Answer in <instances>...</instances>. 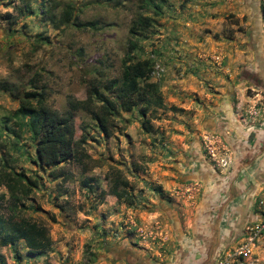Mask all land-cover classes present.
Instances as JSON below:
<instances>
[{"label":"rangeland","instance_id":"374dc122","mask_svg":"<svg viewBox=\"0 0 264 264\" xmlns=\"http://www.w3.org/2000/svg\"><path fill=\"white\" fill-rule=\"evenodd\" d=\"M260 6L264 30V0ZM217 7L211 0H0V169L37 182L14 210L50 238L31 253L23 238L5 242L0 226V264H264V232L247 256L237 252L246 233L202 255L187 243L199 195L209 190L203 170L219 180L231 163L226 135L211 131L207 118L225 109L235 86L258 95L243 80L256 19ZM129 51L150 60L140 84L155 82L158 92L148 105L132 97L136 104L126 109L120 82ZM1 84L14 93L43 90L46 105L72 113L67 159L37 161L27 125L19 129L12 116L18 101ZM235 111L243 121L250 114ZM11 205L0 185V222Z\"/></svg>","mask_w":264,"mask_h":264},{"label":"crops","instance_id":"0c3cea01","mask_svg":"<svg viewBox=\"0 0 264 264\" xmlns=\"http://www.w3.org/2000/svg\"><path fill=\"white\" fill-rule=\"evenodd\" d=\"M211 1L216 9H220L217 6H226L227 9L234 8L242 14L252 12L250 15L255 17L254 23L258 30L250 38V43L254 42L255 47H247L245 58L248 66L245 67L243 80L246 84L244 88L256 89L258 95L240 93V87L235 86V93L232 95L234 97L224 103L225 109L217 106L215 114L207 118L211 131L226 135L231 163L225 169L226 175L219 180L211 179L215 174L203 170L202 176L206 180L204 183L209 185V190L199 195L202 204L198 225L193 227V238L187 241L190 249L193 246L200 255L208 247L217 251L243 239L246 225L257 218V200L264 199V30L260 15L262 0ZM257 98L261 104L258 108L253 103ZM237 107L249 111L250 114L245 115L244 121L237 116ZM217 182L222 189L220 191ZM199 261V258L185 259L184 263L198 264ZM205 264H209L208 261Z\"/></svg>","mask_w":264,"mask_h":264},{"label":"trees","instance_id":"16d2710c","mask_svg":"<svg viewBox=\"0 0 264 264\" xmlns=\"http://www.w3.org/2000/svg\"><path fill=\"white\" fill-rule=\"evenodd\" d=\"M67 14L69 15L71 12L68 11ZM63 21L67 22L68 18ZM135 32L138 33L137 31ZM129 47L130 50L133 49L135 43L129 42ZM151 72L152 63L149 59H135L133 55H130V51L128 52L123 62L120 82V93L123 97L121 103L126 109H131L136 104L132 97L143 101L146 105L151 103L153 96L158 92L157 84L155 82L140 84V80L147 79ZM1 88L18 101V106L12 112V116L18 119L19 129L27 125L31 138H33L35 143L37 161L42 165L53 166L67 159L71 154L74 136L72 113H61L46 105V93L43 90L25 89L14 93L5 84H1ZM95 92H97L96 89ZM92 95H89L85 100H78L75 107L90 102ZM101 107L105 109L106 105L102 104ZM142 113L144 114L145 110ZM22 116H26V119L21 120ZM97 117L100 124H103L104 118L99 115ZM3 127L14 135H18V130L7 126V120H4ZM24 180L29 184H26ZM114 182L122 181H118L116 177ZM36 184L37 182L34 179L22 171L0 169V185L5 186L13 204L10 207V214L5 218H1L0 226L4 228L3 240L12 242L23 238L31 253L39 252L40 249L43 250L50 243V238L43 226L21 217L18 218L14 205H16V201L20 196L28 195L31 186ZM113 194L118 198L127 196L124 190H118V188H113Z\"/></svg>","mask_w":264,"mask_h":264},{"label":"built area","instance_id":"2783aa9c","mask_svg":"<svg viewBox=\"0 0 264 264\" xmlns=\"http://www.w3.org/2000/svg\"><path fill=\"white\" fill-rule=\"evenodd\" d=\"M259 205L260 208L257 212V218L245 227V241L238 247V254L247 256L250 252L249 245L252 244L254 246V240L259 238L264 232V199L259 200Z\"/></svg>","mask_w":264,"mask_h":264}]
</instances>
